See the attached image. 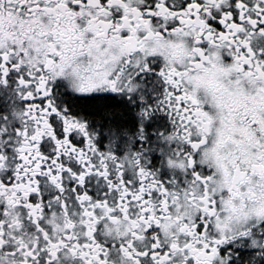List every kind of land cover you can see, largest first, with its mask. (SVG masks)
I'll use <instances>...</instances> for the list:
<instances>
[{
	"label": "snow or ice",
	"instance_id": "6c2138e0",
	"mask_svg": "<svg viewBox=\"0 0 264 264\" xmlns=\"http://www.w3.org/2000/svg\"><path fill=\"white\" fill-rule=\"evenodd\" d=\"M243 261L264 0H0V264Z\"/></svg>",
	"mask_w": 264,
	"mask_h": 264
},
{
	"label": "flooded vegetation",
	"instance_id": "af4514ba",
	"mask_svg": "<svg viewBox=\"0 0 264 264\" xmlns=\"http://www.w3.org/2000/svg\"><path fill=\"white\" fill-rule=\"evenodd\" d=\"M245 252L251 251V250H244ZM243 254V253H242ZM242 264H246V261H243Z\"/></svg>",
	"mask_w": 264,
	"mask_h": 264
}]
</instances>
